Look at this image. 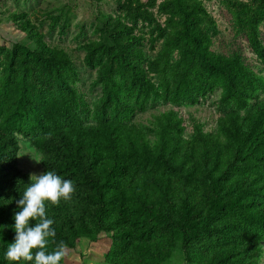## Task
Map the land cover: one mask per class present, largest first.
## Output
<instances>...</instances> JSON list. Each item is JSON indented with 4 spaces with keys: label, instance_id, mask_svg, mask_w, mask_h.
<instances>
[{
    "label": "trees",
    "instance_id": "trees-1",
    "mask_svg": "<svg viewBox=\"0 0 264 264\" xmlns=\"http://www.w3.org/2000/svg\"><path fill=\"white\" fill-rule=\"evenodd\" d=\"M204 1L227 12L258 65L211 49L216 25L199 0L161 2L165 28L154 0H118L131 25L102 15L101 39L88 46L101 85L92 127L81 122L67 52L46 45L26 14H12L28 44L0 47V264H12L4 254L14 242L16 201L31 183L18 166L19 139L43 173L75 187L69 201L46 202L56 231L48 252L53 239L74 251L82 239L105 238L102 264H170L177 249L184 264H263L264 0ZM139 20L163 40L156 57L134 34ZM174 49L180 63L171 74ZM206 92L220 113L212 129L181 110ZM158 99L170 106L146 116ZM186 117L194 119L190 132ZM60 264L70 263L65 256Z\"/></svg>",
    "mask_w": 264,
    "mask_h": 264
},
{
    "label": "rangeland",
    "instance_id": "rangeland-1",
    "mask_svg": "<svg viewBox=\"0 0 264 264\" xmlns=\"http://www.w3.org/2000/svg\"><path fill=\"white\" fill-rule=\"evenodd\" d=\"M118 0H0V47L12 49L16 44H28V38L19 26L18 19L13 17V13L26 14L31 24L42 33L43 42L53 48L62 49L67 52L70 58V66L74 71V78L70 84L74 86L77 98L83 103V109L80 112L81 122L85 126L92 127L97 122L95 111L100 108L98 100L100 97L101 85L98 82L99 66L97 60L98 54L90 53L88 46L92 43L97 44L101 39V30L105 22V16L120 18L124 24L131 23L124 17L123 11L117 6ZM124 1V0H122ZM151 0H140L142 4H147ZM164 0H154L155 7L151 10L156 15V19L161 27L166 26V16L157 12L158 5ZM203 3L205 10L213 19L217 34L212 37V47L220 53L229 54L231 52H240L250 65H258L254 59L255 55L248 49L244 39L236 37L230 24V18L227 12L217 2ZM150 26L147 23L138 21L134 34L142 36L141 43L150 51L149 57H156L163 40L151 34ZM168 30V29H167ZM261 42L264 46V24L261 27ZM91 55L90 63L88 54ZM180 51L174 49L172 59L169 61L172 68L168 70L171 74L177 69L180 63ZM97 65V66H96ZM151 76H154L151 74ZM156 81V80H153ZM57 88V87H56ZM216 95L213 92H206L197 98L195 108L190 109L183 106L182 113L185 110H191L196 121L198 118L207 128H215L216 119L220 115L216 104ZM170 106V103H163L161 99L150 101L146 105L151 116L157 107ZM138 120L143 119L144 112L136 111ZM186 117L184 127L190 132V123L194 121ZM20 149L18 155V166L23 172L30 174H42L43 169L39 161L38 154L23 139H19ZM108 244V239L100 238L97 241H88L82 239L80 247L74 251H67L66 259L70 264H102L99 257L104 255V248ZM181 252L178 249L171 257L170 264H184ZM264 264V257L262 258Z\"/></svg>",
    "mask_w": 264,
    "mask_h": 264
},
{
    "label": "clouds",
    "instance_id": "clouds-1",
    "mask_svg": "<svg viewBox=\"0 0 264 264\" xmlns=\"http://www.w3.org/2000/svg\"><path fill=\"white\" fill-rule=\"evenodd\" d=\"M30 181L22 197L16 201L20 210L13 217L15 237L4 254L5 259L12 264H19L21 260L34 264H60L67 255V245L62 240L56 243L53 239L56 247L47 251L49 238H54L56 231L52 227L54 221L46 214V202L59 205L61 200L69 201L75 192L74 184L53 171L30 174ZM30 221H35L34 226H30Z\"/></svg>",
    "mask_w": 264,
    "mask_h": 264
}]
</instances>
